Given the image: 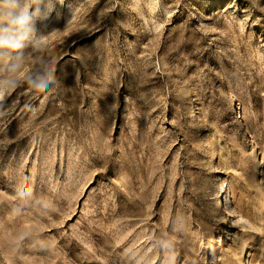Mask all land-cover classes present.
Returning <instances> with one entry per match:
<instances>
[{"label":"rangeland","instance_id":"obj_1","mask_svg":"<svg viewBox=\"0 0 264 264\" xmlns=\"http://www.w3.org/2000/svg\"><path fill=\"white\" fill-rule=\"evenodd\" d=\"M37 27L24 70L54 55L61 83L0 101V264H159L172 239L264 264V0H63Z\"/></svg>","mask_w":264,"mask_h":264},{"label":"clouds","instance_id":"obj_2","mask_svg":"<svg viewBox=\"0 0 264 264\" xmlns=\"http://www.w3.org/2000/svg\"><path fill=\"white\" fill-rule=\"evenodd\" d=\"M62 3L63 0H0V101L20 87L40 93L59 87L58 60L54 55L41 56L30 70L24 69L29 53L35 55L45 49V33L38 30V23L47 21L56 5ZM26 193L27 189L22 194ZM172 230L177 229L173 226ZM176 243L175 239L164 240L156 246L159 264H177ZM129 257L130 264H147L136 252L129 253Z\"/></svg>","mask_w":264,"mask_h":264},{"label":"bare ground","instance_id":"obj_3","mask_svg":"<svg viewBox=\"0 0 264 264\" xmlns=\"http://www.w3.org/2000/svg\"><path fill=\"white\" fill-rule=\"evenodd\" d=\"M218 204H220V203H218Z\"/></svg>","mask_w":264,"mask_h":264}]
</instances>
